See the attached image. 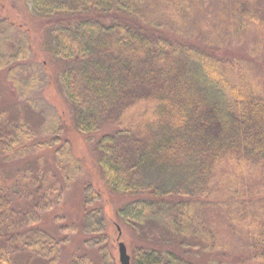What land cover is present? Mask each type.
Masks as SVG:
<instances>
[{"label": "trees", "instance_id": "1", "mask_svg": "<svg viewBox=\"0 0 264 264\" xmlns=\"http://www.w3.org/2000/svg\"><path fill=\"white\" fill-rule=\"evenodd\" d=\"M30 3L51 25L43 47L61 68L76 129L91 140L105 122L113 126L97 139L98 165L106 185L130 197L118 216L139 239L134 264H264V53L251 35L264 46L261 0L216 13L202 0ZM16 26L0 19V69L28 97L49 77L31 61L29 29ZM209 29L218 43L201 38ZM248 36V54H219L222 42ZM60 124L45 120L38 131L0 109V264H60L67 238L41 222L82 174ZM47 132L51 139L39 138ZM47 149L55 169L41 160ZM83 193L85 243L102 264H117L102 193L92 183ZM232 234L248 242L236 248ZM88 254L69 264H92Z\"/></svg>", "mask_w": 264, "mask_h": 264}, {"label": "rangeland", "instance_id": "2", "mask_svg": "<svg viewBox=\"0 0 264 264\" xmlns=\"http://www.w3.org/2000/svg\"><path fill=\"white\" fill-rule=\"evenodd\" d=\"M236 0H202V6L205 9H210L216 13V10L220 8L224 9L228 5L234 3ZM264 4V0H261ZM34 7L30 3V0H0V19L8 18L11 21H15L17 28L29 29L31 38V47L34 53L31 61L36 64H41L42 68L47 69L48 79L39 89L34 91L32 95L28 97H18L14 88L8 81L7 70L0 69V109L11 112L14 116H22L31 122L35 129L40 131L44 128L45 120L52 121L55 118L60 119L62 130L60 133L61 143L69 141L74 156L82 162L81 172L82 174L76 177L71 185L65 189L62 203L56 206L51 211V216H45L42 219V225L46 228L51 226V229L58 231L63 238L66 239V243L62 249V255L60 264H69L72 256L75 254H83L85 252L91 258L92 264H102L101 258L95 249L91 245L85 243V234L81 230L79 217L82 215L84 210V193L83 189L85 184L92 183L94 187L102 193L100 204L103 206L106 216V231L109 236V245L116 259L117 264H121L120 252H119V241L125 242L130 255V264H134L132 250L134 246L139 242L137 236H134L133 230L129 228L118 216V209L126 203L130 197L125 194L118 193L112 188L106 185L100 167L98 165L99 151L96 145L97 139L100 134L109 132L113 129L110 122H105L100 132L92 135L91 140L88 139V135L79 132L73 124V112L70 103L67 101L65 95L62 93L59 83V68L58 61L54 56H50L45 48L43 42L48 39L47 29L51 26L48 24L43 17L38 15L34 10ZM223 12V10H222ZM253 30L251 35L254 36V40L257 45L261 48L264 53V46L261 43L262 36L257 34ZM178 36H182L173 33L170 38L176 39ZM212 42H219V36L212 35V31L209 29L205 35ZM251 36L244 39L241 42H237L234 45L227 47V44L222 42V49L219 54L222 56H242L248 54L249 41ZM190 42L198 43L202 45L203 49L209 50L210 47L206 44L198 42L195 38L190 37ZM245 52V53H244ZM254 57V55H252ZM256 58L261 59L259 56ZM52 132L40 133L39 138L44 139L52 138ZM43 153L42 161H47L50 165L54 166L55 169V157L51 149H47ZM12 168H17L15 165L10 166L6 169L7 173L12 172ZM264 183V180L262 181ZM218 213L219 221L218 224H225L227 221L222 212ZM56 216V217H55ZM68 223L69 229H60L59 223ZM54 226L56 228H54ZM118 226L122 232L119 235ZM50 231V230H49ZM234 247H244L247 241L246 237L242 234L233 235ZM235 250V249H234ZM238 253L236 252L235 255ZM240 254V253H239ZM241 256V254H240Z\"/></svg>", "mask_w": 264, "mask_h": 264}, {"label": "water", "instance_id": "3", "mask_svg": "<svg viewBox=\"0 0 264 264\" xmlns=\"http://www.w3.org/2000/svg\"><path fill=\"white\" fill-rule=\"evenodd\" d=\"M119 252L121 264H130V255L124 242L119 243Z\"/></svg>", "mask_w": 264, "mask_h": 264}]
</instances>
